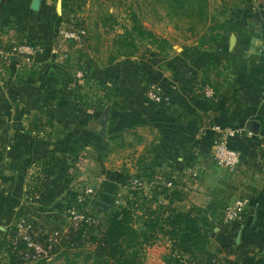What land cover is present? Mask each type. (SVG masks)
<instances>
[{"label": "crops", "instance_id": "obj_1", "mask_svg": "<svg viewBox=\"0 0 264 264\" xmlns=\"http://www.w3.org/2000/svg\"><path fill=\"white\" fill-rule=\"evenodd\" d=\"M32 1L3 0L0 4V44L9 43L13 35L7 33L13 29L37 46L32 65L20 59L5 63L0 58V188L5 189L0 223L13 222V209L25 206H34L48 216L58 214L66 199L62 178L73 168V154L85 146L105 153L113 147L112 154L135 155L136 164L128 160L130 164L124 165L135 167L134 174L144 169L151 173L162 170L184 178L182 187L190 185L187 192L177 188L169 198L153 199L151 207L162 218L171 207L205 209L211 204L223 205L225 194L243 196L247 206L237 235L226 237L224 233L229 231L223 230L222 222V226L214 228L210 248L239 244L246 253L242 264H264V0H245L242 8L236 4L240 0H214L213 6L223 11L225 20H238L239 24L236 32H225L215 48L195 46L188 52L181 48L176 56L148 48L134 56H121L104 69L92 67L85 59L73 63L71 58L55 56L52 49L63 28L56 0H39L36 10L31 7ZM247 53L258 56L249 57ZM225 58L231 60L244 100L236 124L227 113L216 115L204 91L192 88L195 79H202V69L209 61L221 62ZM77 64L87 79L111 90L110 102L105 105L110 106L107 138L100 134L97 124L102 111L81 104L87 95L83 90L79 92L81 96L74 92L78 85L86 83L85 79L80 84L75 79ZM150 85L161 88L163 101L147 100L145 90ZM106 96L104 90L101 100L106 101ZM173 105H182L190 117L177 121L169 114ZM198 114L203 115L201 120L196 118ZM249 121L258 123V134L228 139V144L241 153L239 167L230 173L210 157L212 126L247 127ZM56 129L63 131L58 133ZM54 148L61 151L56 153L62 162L44 182L42 162ZM103 156L99 171L106 176L100 181L97 197L98 202L105 203L128 177H122L123 162L122 169H109L107 155ZM161 238L148 247L143 264H165L171 241ZM204 256L199 254V260L204 262Z\"/></svg>", "mask_w": 264, "mask_h": 264}, {"label": "trees", "instance_id": "obj_2", "mask_svg": "<svg viewBox=\"0 0 264 264\" xmlns=\"http://www.w3.org/2000/svg\"><path fill=\"white\" fill-rule=\"evenodd\" d=\"M174 1L181 9L185 11L189 10L188 14L190 16H196L201 23L208 24V37L202 39L203 41L200 42L202 46H207L211 49L215 48L223 40L225 32H236L238 30V20L227 19L225 21H216L209 16V0ZM81 4L79 0H62L61 18L67 19L70 14L76 13ZM104 25L108 31L114 30L116 26L120 27L122 30V33L119 35V40L116 41L118 49H116V53L108 59L109 64H112V62L120 56H134L138 51L139 45L142 44L153 48L155 47L159 50L172 48V44L167 38L161 37L154 31L147 29L141 22L140 17L134 12L130 13V15L125 14V16H117L110 13L104 19ZM88 39V36H85L84 43L86 49L78 60L82 61V59H85V61L90 64L92 62L89 58L90 53L96 55L99 50L98 46L91 45ZM6 48L8 47L6 46L5 49ZM77 66L79 69H82L80 64H77ZM227 68L229 69V65L226 63L209 61L202 69V79L199 81L195 79L192 88L193 90L202 91L206 87L211 88L213 90V95L209 97V99L213 107L212 110L215 111L216 115L227 113V115L231 117L232 123L236 124L238 123L237 117L240 109L243 107L244 100L241 89L232 97L230 93H228L229 90L225 83L227 78L224 76L225 72L228 70ZM85 80L86 83L91 81L86 77ZM236 82L238 81H235V83ZM98 84L99 83H96V85ZM235 85L236 84H234V86ZM83 86L84 85L81 84L75 88L74 92H76V95H80L79 92L82 90ZM99 86L103 87L107 94V101L110 102L111 90L107 86L100 84ZM84 97L89 99L87 95H84L83 98ZM97 102L101 105H99L100 109H98L103 110L106 103L101 104V102H103L101 99H97ZM84 105H86L87 108H92L94 106L90 104ZM169 114L176 116L177 121L186 120L190 117V114L182 105H173L169 107ZM202 116L203 115L198 114L196 118L201 120ZM48 122L50 121L48 120ZM62 131L63 130L60 131L59 129L58 133ZM114 138V136L111 137L113 140ZM214 138H216L215 133ZM56 152L57 149L54 148L47 154L42 162L43 171L45 172L44 182L54 175L61 165L62 159ZM0 178L2 179V177ZM68 183L69 181L67 179L63 181L66 188V199L60 207L58 214L48 216L47 214L38 212L39 216L49 220H56V218L62 214L61 212L64 213L67 208L76 204V195L69 190L70 183ZM4 192L5 189L1 187L0 205L4 204L5 201ZM113 195H110V197ZM133 196V201L126 207H115L110 204L109 201H105V204L111 206L110 209L105 211L98 205L102 215L101 228L90 227L83 224L79 229L72 230L69 237L65 239L55 251L56 254L63 250L67 261L66 264H78V256L82 251L81 247L86 245V243H90V245L93 246V251H90L85 257L86 260H91L89 264H143L146 248L152 246L160 237L165 236L171 241L170 252L164 256L165 264H192L190 260L184 259L183 255L186 254L193 259H197L199 254H204L205 260L204 262L200 260L199 264H242L246 253L241 250L239 244L235 246L223 245L222 247H215V249L210 248L213 240L212 238L215 234L214 228L222 226L223 222V220H221L222 216L221 218L219 215L217 217L213 216L214 212L221 209L224 210L225 206L221 207L211 204L205 209L192 207L187 210H179L171 207L169 208V214L162 218L161 214L157 213L155 210H151L149 205L146 209L148 215L145 216L139 227L134 224L137 220H134L133 217V205L137 203L136 200L139 193L134 192ZM152 201L153 199L149 202ZM27 213L28 212L18 213V217L26 215ZM239 225L240 223H224L225 227L223 230L229 231L225 232L224 235L228 238L234 237L239 231ZM0 233L2 232L0 231ZM13 247L14 245L11 238L5 236L0 240V252L5 249L8 253V262L5 264H27L22 260L20 253L24 248V244L19 243L15 250H13ZM78 248H80L79 251ZM70 250H76L71 258L67 256ZM178 252L182 253V255H178ZM220 254L226 256L219 257ZM231 254L238 257L233 259L228 258L227 255ZM0 264L4 263L0 260Z\"/></svg>", "mask_w": 264, "mask_h": 264}, {"label": "built area", "instance_id": "obj_3", "mask_svg": "<svg viewBox=\"0 0 264 264\" xmlns=\"http://www.w3.org/2000/svg\"><path fill=\"white\" fill-rule=\"evenodd\" d=\"M10 34H12L13 37L9 43L0 44L1 60L8 63L13 59H20L23 64L32 65L34 55L37 52V46L29 43L21 32L10 29L7 35L11 36ZM58 36L59 38L56 40L52 53L58 58L69 60L74 49L73 46H77L78 44L81 45V39L84 41L86 30H64L62 28ZM71 41L75 42L72 46H70ZM5 45L8 48L5 49ZM74 75L79 84V81L85 79L82 69L76 70ZM90 83L94 82L85 83L82 89L87 95H93L89 88ZM205 93L207 96H212L213 94L210 89H207ZM146 96L149 101L154 103H159L164 99L162 90L158 86H151L147 90ZM212 131L216 136L213 140V150L210 156L212 161L218 166L234 173L241 163V153L228 144V139L243 135L244 133L251 135L252 132L246 128H233L231 126L222 125L212 126ZM76 165L81 169L84 167V165L82 166L79 163ZM86 167L89 168V166H85V168ZM76 169L74 172H77ZM144 170L145 172L133 173L131 177L123 180L113 195L112 205L115 207H126L133 201L134 192H138L139 195L142 196V199L140 198L139 200L140 205H150V209L153 210L151 207L153 203L149 202L152 199L169 198V195L177 188H182V190L186 192L190 188V185L182 187L185 184L184 178L180 179L176 175H168L162 170H155L153 173L149 171L146 172V169ZM91 174L94 175V173L87 172L82 178H79L78 175L76 177V173H72L69 190L76 195V204L67 208L56 220L45 219L39 216V213H28L17 219L14 224V229L6 236L12 239L14 245L13 250L16 249L19 243L24 244V248L20 253L25 262L29 261L35 263L40 260L50 261L56 254L55 251L60 247L61 243L69 237L72 230L79 229L83 224L95 228L101 226L102 215L96 210V205H98L96 196L100 186L99 182L102 180V177L98 178L97 183H94L92 181L93 178H91L92 176H90ZM198 184L199 181H197L196 185L198 186ZM196 185L194 184V186ZM183 188H185V190ZM139 203H136L135 207H139ZM246 206L247 201L244 198L235 197L229 200L222 213L223 222L225 224L241 223L243 221ZM141 215L142 213L138 209L133 211L134 220H137ZM178 255H182V253L178 252ZM183 257L185 260H190L192 264H199L200 262L199 258L193 259L188 254L183 255ZM0 260L2 263L4 262V264L8 262V253L5 249L0 252Z\"/></svg>", "mask_w": 264, "mask_h": 264}, {"label": "rangeland", "instance_id": "obj_4", "mask_svg": "<svg viewBox=\"0 0 264 264\" xmlns=\"http://www.w3.org/2000/svg\"><path fill=\"white\" fill-rule=\"evenodd\" d=\"M79 1L80 3H82L79 10L76 13L70 14L67 19L66 18L62 19V22H63L62 27L64 30H69V29H74V30L85 29L86 30V37L88 36L89 43L93 46H98V50H99L98 54L95 55L93 53H90L89 55V58L92 60V62L90 63L92 67H97L98 69H104L105 67L112 66L113 62L115 60L117 61V59L121 57L120 56L116 58L112 62V64L108 63V59L110 58V56L114 55L116 53V49H118V47L116 46V41L119 40V35L122 33V30L120 27L116 26L114 30H109V31L105 27L104 19L110 13H113L117 16H125V14L130 15V13L134 12L140 17L141 22L147 29L154 31L156 34H158L161 37L167 38L172 44L171 49H165V50H159L155 47L153 48V47L142 44V45H139L137 53L145 52L147 51L148 48H150L154 50H159L161 53L167 51L168 54L176 56L178 52L182 50L181 48L186 49V51L188 52L189 50L193 49V47L195 46L196 47H207V46H202L200 42L203 41L202 40L203 38L208 37V33H209L208 24L207 23L205 24L203 22L201 23V21H199V19L196 16H190L188 14L189 10L185 11L181 9L175 4L174 0H79ZM244 1L245 0H240V3L237 2L236 4L242 8ZM214 2H215L214 0H209V6H208L209 16L213 20H216V21H225L223 17L224 13H222L221 15V12L223 11H219L215 9V7L213 6ZM56 3H58V0L55 1V4ZM120 21L124 22L122 20ZM81 40H82V44L81 45L78 44L77 46L74 45L75 43L74 41L70 42V46L74 45L73 47L75 49V50L73 49V52L71 53V59L73 63H76V60H78L81 54L85 52L86 46H85L83 39ZM233 43H232V46L230 47L231 50L234 47ZM254 52H257V49H255ZM246 55H250L249 57H253L255 55L258 56V54H254V53H247ZM230 61H231L230 59L228 60V58H225L220 63H223V64L226 63L227 65H229V69L228 68H227L228 70L226 69L227 71L225 72L224 76L225 78H227V80H225V83L228 87L227 89L229 90L228 93H230L232 97L234 96L235 93L239 92L241 83L238 80V78L235 76L234 74L235 69H232L233 66L231 65ZM235 81H238V82L235 83ZM234 84H236L237 86L236 85L234 86ZM151 86L153 85L146 87V90H145L146 93H147V90ZM89 88L91 89V92L93 93V95H87L89 99H87V97H84V99H81V104L83 105L90 104V105H94L93 106L94 108H99L100 103L97 102V99L103 98L104 89L103 87L99 86V84L96 85V83H90ZM208 89H210L213 92L211 88H208ZM206 90L207 89H205V91ZM205 91L203 94L206 95ZM146 93H145V96H146ZM207 97H212V96H207ZM106 102L107 100L106 101L104 100L103 102H101V104L106 103ZM104 109H105V106H104ZM103 110L101 111L103 112ZM238 127L247 129L248 126L247 127L238 126ZM233 128H237V127L233 126ZM56 131H59V129L58 130L56 129ZM105 138H107V134ZM114 149L115 148L111 147V149L105 153L91 146L83 147L79 152L73 154L74 155L73 160L75 161L72 165L73 168L71 169V172L67 173V175L62 178L63 179L62 181L67 179L70 183L72 179L71 178L72 173H76V177L78 175L79 178L80 177L82 178L83 175H85V173L90 172V173H94V175L92 174L90 175L92 176L91 178H93L92 181L94 183H97L98 178L100 177L104 178V176H106V175H101L102 173L99 171V167H100L99 163L101 161V155L103 158H104L103 155H107L105 163L109 169L114 170V169H117L118 167L119 168L123 167L124 165H126V163L130 164L129 162H127L128 160H131L133 162V165L136 164L135 155L134 157H132V155H116V153L112 154ZM60 152L61 151L57 152L58 155ZM122 162H123V166H122ZM77 163H79L82 166L84 165L83 167L84 169L77 167L76 165ZM85 166H89V168L88 167L85 168ZM124 167L125 169L122 171L123 172L122 177L123 178L131 177V174H133V172L135 171V167L133 166L132 168L130 166L129 167L124 166ZM256 167H258L257 164H256ZM75 169L77 170V172H74ZM29 190L30 189L27 188L25 191V194L27 196L28 194H30ZM235 197H243V196H240L238 194H235V195L225 194L222 197L223 205L221 204L220 206L224 207V205L229 200ZM140 198L142 199V196L139 195L136 200L137 203H139ZM96 199L98 201L97 196H96ZM112 199H113V196L110 200H107V201H109V203L112 204L113 203ZM144 200L147 201L146 199ZM98 205L100 206L99 203ZM98 205H96L97 207L96 210L99 213H101L100 212L101 206L99 207ZM141 205L139 207H135V205H133L134 210L138 209L142 213L141 217L139 216L137 218V221L135 222L136 226H139V227L141 226V223L143 222V219L145 218V216L148 215V211L146 210L148 206L142 205L141 207ZM222 210L223 209L218 210L219 211L218 215L220 218L222 216ZM42 211L43 210L37 209L34 206L14 208L13 209V214H14L13 222L11 221L7 224L0 223V225H2L5 228V230L1 231L2 233H0V240H2L6 235L12 232V230L14 229L15 222L19 218L18 213L21 214L24 212H28V213L32 212L34 214H38V212H42ZM161 239L169 242V239H167L165 236H162ZM159 241L157 242L158 244H159ZM160 242L162 243L163 241L161 240ZM79 250L80 248H78V251ZM81 250L82 251L80 252V255L78 256V264L91 263V260L90 259L86 260L85 257L88 255V253H90V251H93V246L90 245V243H86V245L81 247ZM147 250H148V247L145 250L146 253H145L144 261L146 259ZM75 251L76 250L68 251L67 256L71 258L73 256V253H75ZM58 253L55 254L50 261L40 260L38 262L36 261L35 263L26 261V263L27 264H66L67 261L65 259V253H63V250L59 254Z\"/></svg>", "mask_w": 264, "mask_h": 264}, {"label": "water", "instance_id": "obj_5", "mask_svg": "<svg viewBox=\"0 0 264 264\" xmlns=\"http://www.w3.org/2000/svg\"><path fill=\"white\" fill-rule=\"evenodd\" d=\"M2 2L3 0H0V4ZM31 7L32 9H35V10L38 9L39 0H33ZM57 10L60 14H62V0H58ZM233 39H234V36L232 37L231 42H233ZM109 110H110V106L107 105L105 109L103 110L100 118L97 121V124L100 126L99 132L103 137H106V133H107V125H108L109 118H110ZM247 126L252 133L258 134L259 129H258V123L256 121H249L247 123ZM99 204L105 211H107L111 207L110 205L102 203V202H99ZM3 230H5V228L2 225H0V231H3ZM239 239H240V235L237 236V241H239Z\"/></svg>", "mask_w": 264, "mask_h": 264}]
</instances>
